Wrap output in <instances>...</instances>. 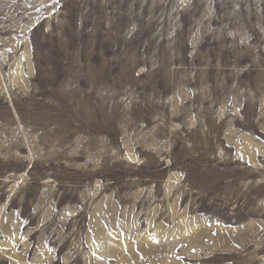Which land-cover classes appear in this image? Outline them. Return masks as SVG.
<instances>
[{"label": "rangeland", "instance_id": "rangeland-1", "mask_svg": "<svg viewBox=\"0 0 264 264\" xmlns=\"http://www.w3.org/2000/svg\"><path fill=\"white\" fill-rule=\"evenodd\" d=\"M0 264H264V0H0Z\"/></svg>", "mask_w": 264, "mask_h": 264}, {"label": "bare ground", "instance_id": "bare-ground-1", "mask_svg": "<svg viewBox=\"0 0 264 264\" xmlns=\"http://www.w3.org/2000/svg\"><path fill=\"white\" fill-rule=\"evenodd\" d=\"M162 241V240H161Z\"/></svg>", "mask_w": 264, "mask_h": 264}]
</instances>
